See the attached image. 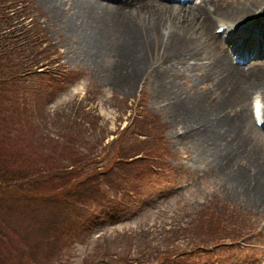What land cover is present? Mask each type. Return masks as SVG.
Listing matches in <instances>:
<instances>
[{
	"label": "rangeland",
	"instance_id": "obj_1",
	"mask_svg": "<svg viewBox=\"0 0 264 264\" xmlns=\"http://www.w3.org/2000/svg\"><path fill=\"white\" fill-rule=\"evenodd\" d=\"M41 1L23 0L20 4L21 10L26 6L29 14L24 25L38 24L46 38L43 47L47 52L53 49L55 52L49 59L50 69L18 77L27 82L20 93L25 92L24 95L29 98L40 95L41 105L21 106L14 125L11 120L0 123V149L15 166L7 169L11 174H7L5 179L10 182L0 187V208L4 206V201H11L15 196V193L11 196V191L20 190L12 179L15 173L26 171L18 180L24 183L26 173L44 168L50 160L47 157L49 154L52 156L51 163L61 167L72 151L84 155L86 152L92 154L93 149L99 154L105 145L117 140L111 147V155L119 149L123 153L128 152L127 157L139 151L145 155L147 151L142 147L149 150L152 146L153 152L148 156L161 150L163 158L154 162L157 164L152 166L154 171L144 170L145 176L140 180V190L136 193L140 213L130 215L127 210L119 218H114L119 222L103 223L90 228L82 236L70 238L74 236L70 230L59 234L60 242H52L45 235L43 219H33L28 212L23 213L20 205L17 207L16 204L15 213L1 212L0 264H123L130 258L135 261L134 264H264V211L249 201H241L233 190L228 189V181L218 170L216 173L217 162L202 154L194 143V134L189 139H183L184 135L179 133L182 128L175 127L171 119L170 102L153 99L154 79L150 76L141 78L135 90L121 88L120 81L111 83L113 59L117 56L103 57L96 63L83 62L78 49L80 40L62 30V22L55 12L50 11L52 7ZM94 1L116 4V1ZM246 1L259 8L255 18H260L264 26V0H216V4L211 5L219 9L222 4L223 11H227ZM128 3L129 0L117 1V5L124 7ZM63 8L64 5L57 3V11L62 13ZM223 11L218 18L231 20L232 16ZM69 17L63 19L68 22ZM14 22L20 26L19 20ZM10 23L12 21L7 25ZM218 23L221 22L216 19L209 30L216 32ZM175 28L178 29V25ZM256 30L259 32V45L249 49L264 52L260 28L254 27L248 33ZM224 42L228 47L232 46V42ZM167 57L159 62L169 65L173 56ZM237 62L235 59L234 63ZM177 65L182 66V63ZM244 65L247 69L250 66L248 62ZM27 69V65L23 64L19 71L26 72ZM149 73L157 77L156 71ZM193 83L181 81L186 89ZM214 85L209 82L206 88L214 90ZM0 88L13 92L8 81L3 82ZM194 89L195 92L202 91L197 85ZM263 90L249 94L252 124L253 102L259 98L264 104ZM12 98L17 99V95L8 98L9 105L14 104ZM139 113L144 118L143 124L136 122L135 117ZM152 121H157L155 128L151 127ZM136 129L151 131L149 135L158 136L139 135L138 139ZM123 130L126 132L123 133ZM75 132L82 135V141L75 138ZM202 137L209 154L219 152L214 138L207 134ZM258 140L256 145L264 150V139ZM156 148L160 149L155 151ZM69 160L67 158L66 162L70 163ZM215 160H220V157ZM135 172H131L130 178ZM109 173L113 182L121 178L118 166ZM25 186L29 188L28 184ZM177 186L179 189L184 187L183 191H171ZM158 194L164 196L154 201ZM143 196L147 198L143 200ZM118 201L126 200L121 198ZM119 211H124V208L120 206L115 210ZM192 242L201 244L190 246ZM48 244H54L58 249H54L53 245L49 248ZM180 246L182 250L178 253L184 256L177 258L178 253L175 256L165 255L167 250L174 253Z\"/></svg>",
	"mask_w": 264,
	"mask_h": 264
},
{
	"label": "bare ground",
	"instance_id": "obj_2",
	"mask_svg": "<svg viewBox=\"0 0 264 264\" xmlns=\"http://www.w3.org/2000/svg\"><path fill=\"white\" fill-rule=\"evenodd\" d=\"M42 1L52 7L50 11L62 22V30L80 40L83 62L96 63L103 57L117 56L113 59L111 83L120 81L121 88L135 90L141 78L152 77L153 99L170 102L171 119L175 127L182 128L179 133L183 139L194 134V143L202 154L217 162H213L216 173L219 171L228 181V189L241 201L264 211V150L256 145L264 136L255 121L250 122L249 108V94L264 89V52L249 49L259 45L257 32L241 35L258 26L264 40L263 23L255 18L257 6L246 1L223 11L222 4L219 9L211 5L216 0L185 5H175L173 0H129L125 7L117 5L118 0H107L116 4ZM57 3L64 5L62 13L56 9ZM222 11L232 19L218 18ZM65 16H70L68 22ZM216 19L223 22L217 28H227L224 36L232 47L223 43L222 35L209 30ZM166 56H173L169 65L160 63ZM234 58L248 62L250 68L235 64ZM178 62L182 66L176 67ZM152 71L158 79L149 73ZM183 80L194 83L186 89ZM209 82L215 84L214 90L206 88ZM196 85L202 91L195 92ZM262 121L264 125V104ZM203 134L218 142L219 152L209 154Z\"/></svg>",
	"mask_w": 264,
	"mask_h": 264
},
{
	"label": "trees",
	"instance_id": "obj_3",
	"mask_svg": "<svg viewBox=\"0 0 264 264\" xmlns=\"http://www.w3.org/2000/svg\"><path fill=\"white\" fill-rule=\"evenodd\" d=\"M22 2L23 0H0V26H3L0 27V86L3 82L8 81L13 90V92H9L8 89L4 91L0 88V123L3 124L7 120H11L13 125L17 123L21 106L41 105L40 95V97L29 98L24 95L25 92L20 93L27 82H22L18 77L26 74H39L44 72L45 68L50 69L49 59L55 52V49L47 52V49L43 47L46 38L38 24L24 25L29 14L26 6L21 10ZM14 20L20 21L19 27ZM9 21L12 23L8 26ZM23 64L28 67L26 72L19 71ZM14 95H17V99L12 98L14 104L9 105L8 98ZM30 116L36 119L34 115ZM135 119L139 124L144 123V118L140 113ZM155 122L157 121H152L151 127L155 128ZM136 131L138 139H140L139 135H148L150 138L158 136L156 134L149 135L151 131L142 129H136ZM75 134V138L83 140L81 134L78 132ZM116 142L117 140H113L112 143L105 145L99 154L93 149H91L92 154L86 152L84 155L78 151H72L67 157L70 158V163H67V158H65L61 167H56L51 163L52 156L49 154L47 157L50 160L44 168L30 170L29 173H26L25 182L22 184L18 180L26 171L16 172L12 179L20 190L11 191V196L14 193L15 196L10 199L11 201H4V206L0 208V214L6 211L15 213L16 204L17 207L20 205L23 213L28 212L33 219H43V229L47 233L45 235H48V239L52 242H60L59 234L66 231L72 230L74 236L72 235L70 238H74L82 236L90 228L101 226L103 223L119 222L114 218H119L127 210L130 213L139 203V196L136 193L140 190V180L145 176L144 170L154 171L152 166L157 165L154 162L163 157L160 154V148L154 149L159 151L148 156L150 152H153L152 146L148 148L149 150L142 147L144 151H147L145 155H141L142 152L139 151L127 157L128 152L123 153L121 149L111 155V147ZM66 144L71 145L70 143ZM1 146L0 139V148ZM117 166L120 167L121 178L113 182L110 180L109 172L116 170ZM9 167L15 166L8 161L0 149V187L5 182H10L5 179L7 174H11L7 171V169H11ZM132 171L136 172L130 178ZM107 175L109 179H107ZM25 184H28L29 188H26ZM121 198L126 201H118ZM120 206L124 208V211L115 212ZM94 211L97 213L94 214ZM82 224L84 225L82 226ZM74 225L76 226L74 227ZM197 244L201 243L192 242L189 245ZM52 245L54 249H58L57 246ZM52 245L48 244L47 246L51 248ZM180 250H182L181 246L176 247L174 253L167 250L165 255L175 256ZM180 256L184 255L180 252L177 258ZM134 262L130 258L123 264H134Z\"/></svg>",
	"mask_w": 264,
	"mask_h": 264
}]
</instances>
